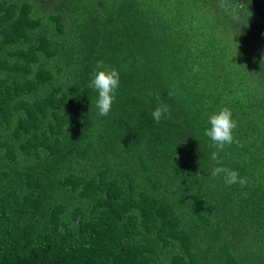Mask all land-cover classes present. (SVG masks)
I'll return each instance as SVG.
<instances>
[{
    "label": "trees",
    "instance_id": "obj_1",
    "mask_svg": "<svg viewBox=\"0 0 264 264\" xmlns=\"http://www.w3.org/2000/svg\"><path fill=\"white\" fill-rule=\"evenodd\" d=\"M255 7L0 0V264H264ZM97 61L120 76L106 117L88 87ZM223 107L237 143L216 165L204 130ZM218 166L247 185L211 177Z\"/></svg>",
    "mask_w": 264,
    "mask_h": 264
},
{
    "label": "clouds",
    "instance_id": "obj_2",
    "mask_svg": "<svg viewBox=\"0 0 264 264\" xmlns=\"http://www.w3.org/2000/svg\"><path fill=\"white\" fill-rule=\"evenodd\" d=\"M238 2V0H237ZM103 61H97L95 74L88 87L94 89L98 96L96 108L98 114L106 117L112 109L115 100L116 90L119 87L120 76L115 68H102ZM102 69V70H100ZM197 69L194 67L193 71ZM170 115V109L166 104H160L151 112V117L155 123H160L162 118ZM208 125L204 130V135L211 141V147L215 150L211 152L210 159L216 164L221 165L220 153L225 151L226 147L237 143L233 131L237 128V122L232 119V112L228 107H223L219 111L208 117ZM211 177H221L226 186L238 185L241 188L248 183L247 178L240 177L238 171L227 167H213L210 173Z\"/></svg>",
    "mask_w": 264,
    "mask_h": 264
},
{
    "label": "water",
    "instance_id": "obj_3",
    "mask_svg": "<svg viewBox=\"0 0 264 264\" xmlns=\"http://www.w3.org/2000/svg\"><path fill=\"white\" fill-rule=\"evenodd\" d=\"M253 2H254V4H255V8L258 10V12L260 13V15L262 16V18H263V21H264V15H263V12H262V10L259 8V5H258V3H257V1L256 0H253Z\"/></svg>",
    "mask_w": 264,
    "mask_h": 264
}]
</instances>
